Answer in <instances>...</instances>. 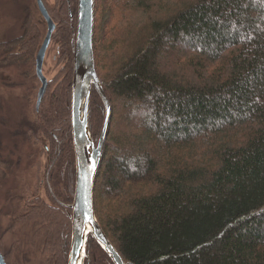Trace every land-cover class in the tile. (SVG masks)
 <instances>
[{
    "label": "trees",
    "instance_id": "1",
    "mask_svg": "<svg viewBox=\"0 0 264 264\" xmlns=\"http://www.w3.org/2000/svg\"><path fill=\"white\" fill-rule=\"evenodd\" d=\"M78 7H46L63 66L21 122L14 150L0 138V187L24 166L21 137L30 164L36 153L35 163L46 159L48 200L36 184L23 192L13 258L0 248L7 264H69ZM42 34L29 13L23 34L0 42V68L18 66L33 92ZM94 51L112 107L94 207L125 263L264 264V0H96ZM105 119L94 87L96 142ZM85 264H114L92 235Z\"/></svg>",
    "mask_w": 264,
    "mask_h": 264
},
{
    "label": "water",
    "instance_id": "2",
    "mask_svg": "<svg viewBox=\"0 0 264 264\" xmlns=\"http://www.w3.org/2000/svg\"><path fill=\"white\" fill-rule=\"evenodd\" d=\"M38 5L48 25V33L36 58V74L42 84L38 93L37 109L40 108L48 89L49 81L44 76L43 68L47 51L57 28L44 2L38 0ZM95 24L96 0H79L72 94V131L77 173L75 198L72 206L73 236L69 264H85L87 241L90 235L97 240L114 264H126L99 224L94 207L96 177L102 163L112 119V107L101 86L96 69ZM94 87L106 108V119L97 142L89 124L91 97ZM0 264H7L1 251Z\"/></svg>",
    "mask_w": 264,
    "mask_h": 264
},
{
    "label": "rangeland",
    "instance_id": "3",
    "mask_svg": "<svg viewBox=\"0 0 264 264\" xmlns=\"http://www.w3.org/2000/svg\"><path fill=\"white\" fill-rule=\"evenodd\" d=\"M42 1L49 9L55 7V0ZM78 12L79 7L77 9V13ZM29 13L33 15V20L42 30L43 34L40 41L41 48L48 33V25L39 10L38 0H0V42L11 40L23 34V25ZM55 24L58 30V23L55 22ZM3 57L4 54L0 53V59ZM59 58L60 45L53 37L46 54L43 68L44 76L48 81H51L63 66V62H60ZM32 87L33 80L27 81V78L23 74V70L18 66L0 68V97L3 101V107L0 108V138L10 150H14L11 148L13 145L12 140L14 134L20 130L21 122H24L25 119L31 116L33 102L35 107L42 84L38 80L36 82L34 81V89L36 88L34 92ZM30 97H33L34 101H32ZM118 108L120 109L121 107L118 105ZM24 143L21 137L18 151H20L24 157V166L16 171L13 176L0 187V248L7 252L10 259L14 256H10V248L16 241L13 236V219L23 192L27 187L30 188L36 184L38 194L40 192L39 195L48 200L44 183L46 179V159L43 158L42 162L38 159L37 163H35L37 159L36 153L34 162L30 164L29 159L26 157V151L28 149L26 145L28 144L25 140ZM5 153L9 154L7 151H5ZM41 182L43 183L42 186ZM51 184L57 193L62 192L63 184L61 182L53 178Z\"/></svg>",
    "mask_w": 264,
    "mask_h": 264
},
{
    "label": "flooded vegetation",
    "instance_id": "4",
    "mask_svg": "<svg viewBox=\"0 0 264 264\" xmlns=\"http://www.w3.org/2000/svg\"><path fill=\"white\" fill-rule=\"evenodd\" d=\"M40 50V49H39ZM39 52V51H38ZM38 54V53H37ZM37 58V57H36ZM45 63V62H44ZM36 71V70H35Z\"/></svg>",
    "mask_w": 264,
    "mask_h": 264
}]
</instances>
